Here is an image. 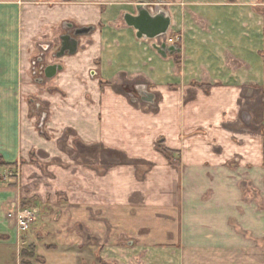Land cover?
<instances>
[{
  "label": "crops",
  "instance_id": "crops-1",
  "mask_svg": "<svg viewBox=\"0 0 264 264\" xmlns=\"http://www.w3.org/2000/svg\"><path fill=\"white\" fill-rule=\"evenodd\" d=\"M142 1L0 0V249L13 252L15 264L20 208L53 202L58 192L44 197L40 186L26 190L7 173L56 171L27 163L45 155L57 162L68 150L53 144L62 134L71 141L69 132L84 157L125 158L92 192L87 180L99 165L83 164L93 175L79 180L86 206L107 201L113 187L109 203L128 206L113 215L122 236L106 241L111 250L126 242L133 252L171 256L172 264H264V0H152L171 18L167 37L178 40L169 46L180 52L166 57L125 22ZM82 28L90 32L76 38L77 53L57 58L61 37ZM53 65L62 69L48 79L42 68ZM126 82H142L154 103L133 98ZM42 103L49 138L31 115ZM142 168L153 177L138 212L135 196L120 197L133 182L117 171L134 181ZM73 181L70 174L69 193ZM42 257L78 264L76 255Z\"/></svg>",
  "mask_w": 264,
  "mask_h": 264
},
{
  "label": "rangeland",
  "instance_id": "rangeland-1",
  "mask_svg": "<svg viewBox=\"0 0 264 264\" xmlns=\"http://www.w3.org/2000/svg\"><path fill=\"white\" fill-rule=\"evenodd\" d=\"M168 40V44L170 45H175L178 41L175 38L169 37ZM142 86H144L142 82L124 83L125 91H130L137 100L141 98L137 94L136 88ZM46 107L47 106L43 105V103L39 106H35L34 104L31 109L32 118L35 117L37 119L34 127L43 138H49L48 135H50L47 127L48 116L46 114ZM67 136H69L71 141L66 140L64 134L59 137L60 140H58L57 145L54 140L55 144L53 145L57 147L56 149L66 148L68 150L67 154L58 155L57 162L55 161L52 163L51 158L45 155L46 157H35V162L33 158H30V162L27 163V165L30 166L35 164L37 167L54 164L58 166L56 171L52 170L49 172V169H47V171L46 169H42L41 172L38 171L35 173L29 171L25 176L22 173V168L17 166V168L10 169L7 173L8 179H15L13 183L22 186L23 183H25L24 188L26 190H34L35 187L40 186L41 194L44 197L48 192L52 194L54 189L58 192L56 196L57 199H54L53 202L52 200L46 201L44 199L42 203H26L20 208L16 217L17 228L21 234L18 263L45 264L46 260L42 256L47 252V254L52 253V255L69 254L71 257H75L76 255L78 256V264H172L171 256H169V261H167L165 255L160 253L147 254L143 252H133L127 247L126 242H123L120 246V252L116 251L120 248L115 250L110 249L112 247L106 241H119L122 236V234L120 235L114 230V223H116V221L113 215H117L119 212L124 214L127 212L128 206L126 205L120 208L116 207L115 203V205L109 203L108 197L111 191L116 189L115 187H111L112 189L104 188L109 191V195L106 196L107 201L104 202L103 198H101V205L98 203L99 206H94V208L98 207V209L94 210L91 206H86V204L82 203L83 199L80 198L84 190L80 189L81 185L79 180H85L87 175H93L91 173H86V168L82 167L84 166L83 164H87L89 161L90 164L99 165L98 169L100 173L98 177L96 179L90 178L87 180L91 188L90 192H92V187L98 186V184H95V181L97 180L100 182V179H103L104 176L105 180H107V177L112 174L111 171L116 169L114 167L124 165L125 158L108 153L102 156L84 157L81 155L82 147L79 145L80 141L76 139V134L69 132ZM175 160H177V158ZM117 173L114 175L120 176L125 180H130L131 184L133 182V185H128L130 186V191L128 189L127 192H125L124 189H121L122 194L120 197L127 196L130 198L135 196L136 202L134 201L131 207L138 209V212L143 211V205H141L142 202L140 201L145 200V197L149 196V189L144 183L148 179L147 177L150 179L153 175L151 174L150 176V174L146 172V169L142 168V170L135 173L136 176L133 181L131 175H127V177L130 176V178H126L123 177V174L120 172L117 171ZM70 174L74 180V187L71 193L65 189ZM33 175L35 177H33ZM94 175L96 174L94 173ZM203 193H207L204 197L205 199L209 198L208 190L202 192V194ZM93 194L95 197L96 195L94 192ZM112 205H114V207ZM144 208L147 211L148 207ZM233 223L234 228L236 224L237 226L239 225L236 227L237 229L242 228L238 220ZM87 230L89 231L87 232ZM38 232H42L44 236L39 237ZM88 233L90 236L87 235ZM79 236H81L85 242L83 248L79 245L81 240ZM62 240L65 241L64 244ZM24 253H27V255H24ZM15 260L13 252L7 253L6 250L0 249V264H15Z\"/></svg>",
  "mask_w": 264,
  "mask_h": 264
},
{
  "label": "water",
  "instance_id": "water-1",
  "mask_svg": "<svg viewBox=\"0 0 264 264\" xmlns=\"http://www.w3.org/2000/svg\"><path fill=\"white\" fill-rule=\"evenodd\" d=\"M151 1L152 0H144L139 2L136 6L137 15L132 16L127 14L125 16L126 24L137 31L138 38L155 41L154 49H156L160 55L166 57L167 53L173 55L180 52L175 46H169L167 43V35L171 26L170 16L162 12L161 3L153 4ZM89 32V28H82L77 30L74 35L66 34L62 36L61 48L56 57L61 58L66 54H76L79 46V42L76 38L86 35ZM61 69L62 67L59 65L43 66L42 73L46 78L52 79ZM136 92L140 96L141 101L154 103L155 95L150 93L146 86L136 88ZM131 96L134 98L133 94Z\"/></svg>",
  "mask_w": 264,
  "mask_h": 264
},
{
  "label": "flooded vegetation",
  "instance_id": "flooded-vegetation-1",
  "mask_svg": "<svg viewBox=\"0 0 264 264\" xmlns=\"http://www.w3.org/2000/svg\"><path fill=\"white\" fill-rule=\"evenodd\" d=\"M77 30H79V29H75V30H73V31L71 32V34L74 35L75 32H76Z\"/></svg>",
  "mask_w": 264,
  "mask_h": 264
},
{
  "label": "trees",
  "instance_id": "trees-1",
  "mask_svg": "<svg viewBox=\"0 0 264 264\" xmlns=\"http://www.w3.org/2000/svg\"><path fill=\"white\" fill-rule=\"evenodd\" d=\"M24 255H27V253H24ZM23 264H29V263H26V262H25V263H23Z\"/></svg>",
  "mask_w": 264,
  "mask_h": 264
},
{
  "label": "built area",
  "instance_id": "built-area-1",
  "mask_svg": "<svg viewBox=\"0 0 264 264\" xmlns=\"http://www.w3.org/2000/svg\"><path fill=\"white\" fill-rule=\"evenodd\" d=\"M168 42H169V40H168Z\"/></svg>",
  "mask_w": 264,
  "mask_h": 264
}]
</instances>
